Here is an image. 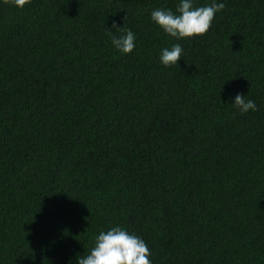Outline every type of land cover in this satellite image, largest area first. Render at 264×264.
Masks as SVG:
<instances>
[{
    "label": "trees",
    "instance_id": "1",
    "mask_svg": "<svg viewBox=\"0 0 264 264\" xmlns=\"http://www.w3.org/2000/svg\"><path fill=\"white\" fill-rule=\"evenodd\" d=\"M177 2L0 0V264H77L116 224L152 264H264V0L179 41L150 20Z\"/></svg>",
    "mask_w": 264,
    "mask_h": 264
},
{
    "label": "clouds",
    "instance_id": "2",
    "mask_svg": "<svg viewBox=\"0 0 264 264\" xmlns=\"http://www.w3.org/2000/svg\"><path fill=\"white\" fill-rule=\"evenodd\" d=\"M7 3L23 8L31 0H5ZM223 0H211L210 3L197 6L196 0H178L175 10L172 8H155L150 12V20L167 36L177 41L183 38L204 35L211 27L216 13L225 8ZM112 29L121 32L120 35L109 31L112 47L120 54H127L136 47V34L129 28L124 29L113 21ZM183 57V47L173 43L159 52V62L164 67L178 65ZM225 81L223 82V84ZM222 84V86H223ZM233 114L244 115L256 111L255 100L236 93L230 97ZM151 251L145 240L126 227L116 224L107 230H101L94 235L92 246L86 255L77 257V264H152Z\"/></svg>",
    "mask_w": 264,
    "mask_h": 264
}]
</instances>
